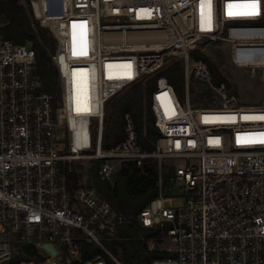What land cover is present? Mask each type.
<instances>
[{
  "label": "built area",
  "instance_id": "1",
  "mask_svg": "<svg viewBox=\"0 0 264 264\" xmlns=\"http://www.w3.org/2000/svg\"><path fill=\"white\" fill-rule=\"evenodd\" d=\"M48 1L59 98L41 91L35 50L0 38V264L24 255L25 245L54 264H84L83 242L122 264L107 244L119 240L125 216L66 172L85 161L100 163L105 182L113 163L158 164V197L137 218L169 244L151 264H264V107L240 108L225 84H213L208 65L191 59L204 41L227 43L230 63L264 85V0ZM64 6L94 26L92 48L69 38L68 18L57 16ZM177 62L184 104L166 75ZM73 77L88 89L77 113ZM192 81L216 95V105L196 109ZM138 83L151 86L148 108L161 134L155 151H143L130 113L125 139L105 150L106 105ZM79 119L85 145L72 130Z\"/></svg>",
  "mask_w": 264,
  "mask_h": 264
},
{
  "label": "trees",
  "instance_id": "2",
  "mask_svg": "<svg viewBox=\"0 0 264 264\" xmlns=\"http://www.w3.org/2000/svg\"><path fill=\"white\" fill-rule=\"evenodd\" d=\"M26 3L28 5L21 4L19 0H0V19L4 22L3 26L0 25V38L10 40L16 44H28L35 50L37 62L36 75L42 83L41 91L59 98L58 70L52 60V57L58 49L55 32L52 27H43L37 20L39 15L37 0H27ZM80 39L82 40V36L76 38L75 41ZM193 55L197 59L203 60L213 75V68L206 58L197 52H194ZM179 66V62L173 65L176 68ZM171 70H167L166 75L170 82L175 85V77L171 73ZM220 84L222 83H218V85ZM142 87L143 85L141 83L131 87L134 92V99L131 100H133L134 104L127 105L121 113L119 121L112 128V138L108 137L110 128L107 117L105 116L103 140L105 150H109L125 139L124 118L126 113H130L134 119L138 133V141L143 151L146 153H153L155 151V145L159 141L161 134L155 128L153 116L148 108V101L145 109L143 107ZM230 87L227 83V88ZM150 88L151 86L147 87V97L149 96ZM190 94L191 100L196 105L203 107L216 105L217 97L211 91H196L190 87ZM123 166L117 174L114 186L108 184V191L111 194L108 200L116 212L125 216L126 224L120 230L119 240L108 243L107 249L122 264H151L152 260L164 257L165 255L154 251H148L145 255H141L134 245V234L142 232L147 238L161 237L158 230L141 228L137 220L140 212L158 197V164L154 161H147L143 165L144 172L147 176H142L141 178H138V175L142 171V168H139L133 163H128ZM81 246L84 264H96L95 261L98 257L103 258L106 264H114L98 248L86 242H83ZM29 263L47 264V259L41 255H37L35 259H30L24 255H16L7 264Z\"/></svg>",
  "mask_w": 264,
  "mask_h": 264
},
{
  "label": "rangeland",
  "instance_id": "3",
  "mask_svg": "<svg viewBox=\"0 0 264 264\" xmlns=\"http://www.w3.org/2000/svg\"><path fill=\"white\" fill-rule=\"evenodd\" d=\"M21 4L28 5L27 0H19ZM40 9L37 20L43 27H47L51 22L49 17L47 16V11L51 8V3L48 0H39ZM69 7V6H68ZM65 6L62 8L64 9ZM4 22L0 19V25L3 26ZM53 28V27H52ZM54 31V29H53ZM198 54L203 55L206 60L211 64L213 68V84L218 86V83L225 84L227 83L231 86L228 88L230 94H235L239 98V107L240 108H255V107H264V85L262 83L261 78L258 76L256 79H252L249 72L240 70L235 68L230 63V46L224 42H208L204 41L201 43L199 48L196 51ZM192 62L197 58L195 55L191 56ZM171 73L175 77V91L182 102H185V80H184V69L183 65L180 64L178 68L172 67ZM73 77L71 82V91L73 98V112H82L83 104L87 98L88 89L82 87L80 82ZM191 87L196 91H209L205 85H202L198 82L192 81ZM194 91V90H193ZM209 94V93H208ZM147 88L145 86L142 87V104L145 109L147 99ZM151 95V92H149ZM134 92L132 88L125 90L123 93L115 97V99L111 100L106 106V117L108 121V126L110 131L108 132V137L112 138L113 130L116 123L119 121L121 113L125 109L127 105H133L134 102ZM193 106L198 109L203 106L196 105L192 100ZM72 130L75 138L79 142L81 141L83 145L87 143V135L84 129V125L82 121L79 119L77 121L72 122ZM94 149V148H93ZM168 164V162H167ZM71 170L76 173L81 180H87L90 183L93 181L94 187L96 190L106 199H110L111 196L109 190V185L101 182V179L98 175L99 171V162H71L70 164ZM115 166V175L111 182V186H114L116 182V174L124 167L118 164L113 163ZM163 165H166L163 162ZM142 171L139 173L138 178L142 176H147L144 172V167H141ZM167 167L165 166V172H167ZM95 189V188H94ZM97 192V193H98ZM109 201V200H108ZM161 238V237H160ZM160 238H147L142 232L134 234V245L141 255H145L149 252H158L163 249L166 245L168 246V242H159ZM17 255H22L21 252ZM119 260V259H118ZM32 264V263H29ZM47 264H54L52 259L47 260Z\"/></svg>",
  "mask_w": 264,
  "mask_h": 264
},
{
  "label": "bare ground",
  "instance_id": "4",
  "mask_svg": "<svg viewBox=\"0 0 264 264\" xmlns=\"http://www.w3.org/2000/svg\"><path fill=\"white\" fill-rule=\"evenodd\" d=\"M57 16L68 18V24L70 26L69 29V38L73 39L75 41L76 38L79 36H82V40L85 39V41L89 40L90 47L94 46L95 44V28L91 25L89 26V23L87 22H81V19H75L71 13L70 6L68 8H64L61 10V13H59ZM76 20V21H74ZM91 47V48H92ZM82 87H85L82 84V81H79Z\"/></svg>",
  "mask_w": 264,
  "mask_h": 264
},
{
  "label": "water",
  "instance_id": "5",
  "mask_svg": "<svg viewBox=\"0 0 264 264\" xmlns=\"http://www.w3.org/2000/svg\"><path fill=\"white\" fill-rule=\"evenodd\" d=\"M44 249L52 256H57V252L50 246H45ZM24 255L30 259H35L37 256V249L33 245H25L22 247Z\"/></svg>",
  "mask_w": 264,
  "mask_h": 264
},
{
  "label": "crops",
  "instance_id": "6",
  "mask_svg": "<svg viewBox=\"0 0 264 264\" xmlns=\"http://www.w3.org/2000/svg\"><path fill=\"white\" fill-rule=\"evenodd\" d=\"M66 172L68 173V174H70L71 176H72V178L73 179H75V181L74 182H77L78 184H81V185H84V186H89V187H92V188H95V190H96V187H94L95 185H94V183H93V181H91L90 183L88 182V179L86 180H81L80 178H79V176L76 174V173H74L72 170H71V167H70V165L69 164H66ZM118 174V173H117ZM117 174H116V176L115 177H117ZM74 176V177H73ZM101 182H103V183H106V184H109V185H111L109 182H105V181H102L101 180ZM97 191V190H96ZM98 192V191H97ZM98 194L103 198V199H105L99 192H98ZM106 200V199H105ZM106 201H108V200H106ZM109 202V201H108ZM110 203V202H109ZM112 205V204H111Z\"/></svg>",
  "mask_w": 264,
  "mask_h": 264
}]
</instances>
